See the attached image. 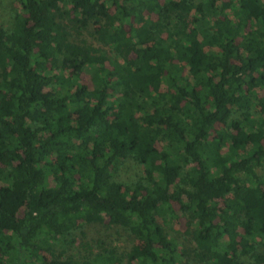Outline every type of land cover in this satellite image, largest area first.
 <instances>
[{
  "label": "trees",
  "instance_id": "trees-1",
  "mask_svg": "<svg viewBox=\"0 0 264 264\" xmlns=\"http://www.w3.org/2000/svg\"><path fill=\"white\" fill-rule=\"evenodd\" d=\"M15 1L0 264H264V0ZM107 219L139 243L77 256Z\"/></svg>",
  "mask_w": 264,
  "mask_h": 264
},
{
  "label": "rangeland",
  "instance_id": "rangeland-1",
  "mask_svg": "<svg viewBox=\"0 0 264 264\" xmlns=\"http://www.w3.org/2000/svg\"><path fill=\"white\" fill-rule=\"evenodd\" d=\"M16 6L17 3L15 0H0V23L9 24L10 11ZM154 19H157L156 15H154ZM192 22L193 13L189 18H187V23L189 25H191ZM83 78L84 82L91 85V81L89 80V76L86 72L83 74ZM140 168L141 167L137 164H132L129 167L125 166V170L122 173L123 177L125 179L131 180L133 176L137 174ZM259 171L261 172V170ZM192 227V223L184 218H181L173 223L172 233L178 236L184 235L189 237ZM98 240L103 241L107 246H111V244H114V246L118 245L122 249L130 246L132 242L139 243L138 241L128 237L124 232H121L117 226L110 224L107 219L104 224L90 225L77 237V251H75V253L77 254V256H82L94 249L98 250Z\"/></svg>",
  "mask_w": 264,
  "mask_h": 264
}]
</instances>
